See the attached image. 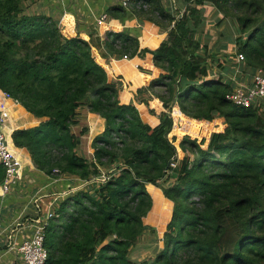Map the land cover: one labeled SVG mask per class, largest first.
Returning a JSON list of instances; mask_svg holds the SVG:
<instances>
[{"label": "trees", "instance_id": "trees-1", "mask_svg": "<svg viewBox=\"0 0 264 264\" xmlns=\"http://www.w3.org/2000/svg\"><path fill=\"white\" fill-rule=\"evenodd\" d=\"M26 1L0 0V89L44 121L15 130L13 144L45 175L78 182L45 229V264H137L129 255L155 231L144 220L153 197L146 221L159 223L162 235L167 228L162 250L141 264H264V102L243 107L228 99L233 88L209 67L208 32L213 21L233 20L238 36L220 51L234 43L245 74L264 70V0H132L129 8L107 9V16H134L168 32L155 50L141 49L127 31L108 32L104 41L108 57L151 54L162 70L136 95L146 106L151 97L162 102L154 127L136 105L120 102L121 84L95 59L92 38L64 35L51 16L27 13ZM175 105L192 120H221L223 131L209 143L191 136L178 142L170 137ZM83 107L105 120L91 160L78 154L88 130L72 129ZM4 178L0 165V183ZM148 185L163 194L150 187L152 197ZM160 203L170 212L158 215Z\"/></svg>", "mask_w": 264, "mask_h": 264}, {"label": "crops", "instance_id": "crops-1", "mask_svg": "<svg viewBox=\"0 0 264 264\" xmlns=\"http://www.w3.org/2000/svg\"><path fill=\"white\" fill-rule=\"evenodd\" d=\"M52 2L53 4L49 5L51 6V10L54 9L53 6H55L56 11H54V13L56 14L53 13L49 16L53 19L56 18V21L60 23L64 35L75 37L79 34L80 37L86 41H90L92 38L95 59L106 69L110 80H118L121 84L120 102L122 104L133 103L138 108L145 123L152 127L157 126L159 124V114L164 111L162 102L155 97H151L149 99V105L146 106L137 101L136 95L139 89L146 88L152 81L158 79L162 70L154 65L153 56L151 54H146L143 58H140L139 56L132 59L117 57L110 58L104 47V41L108 32L117 33L127 31L129 34L138 37L141 49L155 50L166 39L168 32L162 30L150 21L140 20L134 16H129L127 19L121 20L108 15L109 18L105 23L101 25L97 24V19L103 14H107V9L119 5L117 0H53ZM226 21L229 22V20ZM226 21H224V23ZM211 43L213 46L212 53L215 59L214 62H212V60L209 61L212 77H221L233 88L236 86V83L240 82H243L246 85L250 84L253 74H245L242 70V73L240 72L241 76L235 78V71L237 70L236 45H234V43L229 44L226 50L220 51V49L225 47L227 43H222V46L217 49L215 47L216 43L214 35ZM132 68L136 70L138 74L137 77L142 81L139 85H136L132 79L127 77V73H129ZM151 110L154 113L150 112ZM173 117L178 130H180L181 126L184 127V125L188 126L190 124L188 123L190 118L183 115L177 105L173 107ZM79 120V124L72 128L74 133L79 134L83 128H86L88 132L81 137V145L78 148V154L91 160L94 156L92 142L95 137L105 131V120L101 116L91 113L86 107L79 110ZM42 121H44V119L36 118L34 115L28 113L21 104H16L12 115V129L10 131L11 142L13 143L12 133L15 130L36 127ZM190 121L200 123L197 133H189L195 135V137H199L200 139L198 141L206 139L207 143H209V140L215 131H223L224 129L223 122L219 119L212 122ZM181 130L184 129L182 128ZM182 137L176 135L178 142L182 140ZM16 149L21 155L24 163V179L4 200L6 211L4 212L3 219L5 221L7 220L8 224H3V228L7 230L5 234H8L10 229L16 227V219L25 214L26 219L21 220V226L18 229L24 231L23 233L27 232L26 235H28L30 230L27 231V229L32 225V222H34L36 218L34 205L40 207V213L42 214L46 211L47 206L51 203L52 199L61 196H63L61 197V200L64 199L73 192L70 191V188H74L78 182L74 177L66 175L60 177H50L45 175L34 166L30 154L26 149ZM178 156L180 159L183 157V152L181 150H178ZM150 187L160 190L163 194L161 189L153 185H148L147 188L151 195L152 191ZM153 201L154 205L152 211L155 206L154 197ZM152 211L144 219L146 224V220ZM170 220L171 216L169 222ZM152 224L154 223H151V225ZM166 228L167 226L163 231V235ZM4 236L7 240L6 235ZM11 258L12 257L7 253V255H5L6 261L4 260L3 264H16L17 261L14 263Z\"/></svg>", "mask_w": 264, "mask_h": 264}, {"label": "built area", "instance_id": "built-area-1", "mask_svg": "<svg viewBox=\"0 0 264 264\" xmlns=\"http://www.w3.org/2000/svg\"><path fill=\"white\" fill-rule=\"evenodd\" d=\"M131 1L117 0L118 4L124 8H129ZM97 20L98 24L101 25L108 20V16L103 14ZM236 55L237 70L235 71V78H238L241 76L242 68L240 69V66L245 62V57L238 52ZM228 99L233 104L243 107L257 106L259 103L264 102V70H257L248 85L243 82L236 83V86L228 95ZM16 104L18 102L13 99L10 93L0 89V165L5 170V178L0 183V264L4 263L7 253L12 257L11 260L13 259L14 263L19 257L23 264H45L48 259V251L44 246L45 229L49 221L56 217V209L63 196L52 199L46 211L42 214L40 213V207L33 204L36 218L27 229V231L30 230L28 235H26L27 232L23 233L24 231L18 229L21 226V220L26 219L25 214L16 219V227L10 229L8 234H5L7 230L3 228V217L6 211L4 200L24 179L22 157L10 139L12 115ZM171 167L176 168L177 162H172ZM56 174H58V171H55ZM4 235H6L7 240Z\"/></svg>", "mask_w": 264, "mask_h": 264}, {"label": "rangeland", "instance_id": "rangeland-1", "mask_svg": "<svg viewBox=\"0 0 264 264\" xmlns=\"http://www.w3.org/2000/svg\"><path fill=\"white\" fill-rule=\"evenodd\" d=\"M53 0H28L26 1L23 6L24 9L27 13L29 14H42V15H47L49 16L50 14H53L54 11H56L55 6L54 9L51 10V6L49 4H53L52 2ZM165 3L167 5L172 6V1L171 0H165ZM56 14V13H54ZM210 20L213 21V19L216 17L215 15L210 13ZM54 20L56 21V18H54ZM214 23L211 24L208 27V32H210L211 35L215 36V47L218 49L220 46H222L221 44L224 43H228L227 41H229V39H231V41H233V38L235 39V37L238 36L237 33V26L236 23L233 20H229L226 21L222 26H218L216 25L215 21H213ZM236 45V44H234ZM236 51L238 52V47L236 45ZM239 53V52H238ZM240 54V53H239ZM116 67L118 68V66L116 65ZM137 72L136 70H134V68H132L129 73H127V77L132 79L133 82L136 85H139L142 81L139 80V78L137 77ZM21 110V109H20ZM17 111V110H16ZM22 111V110H21ZM23 113V112H22ZM176 115V114H175ZM192 120V119H190ZM188 120V123H190L188 126L184 127V130H181L183 128V126L180 127V130H178L177 125L174 126L175 129L172 131V133L170 134L171 137H176V135H178V137H186V136H191V137H195V135L189 134V133H197L199 130V125L194 124V122ZM177 133V134H175ZM195 139H200L199 137H195ZM87 141V140H85ZM166 206L163 203H160L159 205L156 206V212L158 215L163 216L166 213L170 212L169 208H165ZM172 210H173V205H172ZM172 214V213H171ZM147 222V221H146ZM161 222V221H160ZM3 224L7 225V220L5 221L3 219ZM159 226V223H157ZM148 226L155 228L154 232H151L150 230H148L139 240V243L137 244L136 247H134L131 252H130V258L132 261H134L137 264H141L142 262H145L147 260L153 259L154 257H156V255L162 250L163 248V237L162 234H160V229L158 228V226H156V224H152L154 226L151 225V221L147 222ZM16 264H23L21 258H17V262Z\"/></svg>", "mask_w": 264, "mask_h": 264}, {"label": "water", "instance_id": "water-1", "mask_svg": "<svg viewBox=\"0 0 264 264\" xmlns=\"http://www.w3.org/2000/svg\"><path fill=\"white\" fill-rule=\"evenodd\" d=\"M129 258H130V255H129ZM131 259V258H130ZM134 262V261H133Z\"/></svg>", "mask_w": 264, "mask_h": 264}]
</instances>
